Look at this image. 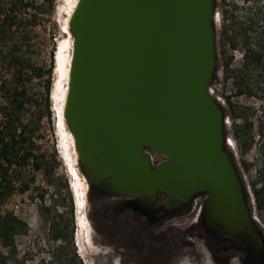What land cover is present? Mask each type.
<instances>
[{"label":"water","instance_id":"water-1","mask_svg":"<svg viewBox=\"0 0 264 264\" xmlns=\"http://www.w3.org/2000/svg\"><path fill=\"white\" fill-rule=\"evenodd\" d=\"M217 0H80L65 109L78 168L109 195L183 206L206 195L207 221L259 242L244 177L226 150L211 93ZM147 151L166 161L154 166Z\"/></svg>","mask_w":264,"mask_h":264},{"label":"rangeland","instance_id":"rangeland-1","mask_svg":"<svg viewBox=\"0 0 264 264\" xmlns=\"http://www.w3.org/2000/svg\"><path fill=\"white\" fill-rule=\"evenodd\" d=\"M14 1L16 0H0V14H3L7 5ZM25 1L32 3L26 16L31 17L34 26L29 31L30 50L27 53L23 50L22 54L32 58L33 62L43 69V78H36L31 86L32 93L38 98L39 104L33 109L28 119L40 118V128L37 132L40 150L48 158L54 157L56 168L52 173L54 184L47 182L41 173L36 174V183L29 193L22 194L17 190L0 207L1 215L13 213L24 223L23 231L15 237L14 248H5L0 243V255L6 258V264H143L141 210L135 204L124 203L126 199L139 201L138 197L109 195L100 183L91 186L88 179L81 173L88 183L87 219L93 234L90 254L85 252V258L82 259L77 253L75 238L78 241L79 229L77 230L78 226L76 227L74 198L69 185L67 168L58 154L56 117L52 111L53 107L60 103V99L55 95H60L64 88L61 82L65 79L60 77L56 66V56L65 45L66 35L63 32V23L72 0ZM217 1V15L222 11L230 10L234 5L231 0ZM236 2L240 15L246 17L252 8L257 11L259 18L263 19L264 0H237ZM222 26L223 20L219 15L218 67L211 89L226 115L230 112L228 98L237 113L241 107L248 109L245 115L250 117L248 120L252 123L249 134L250 148L244 154L241 153L239 143L233 137L235 129L232 120L227 116L229 118L226 126L227 138L233 145L231 144V148L226 145V150L233 157L235 165L244 177L250 206L256 219L255 224L262 230L264 236V212H259L255 208L250 189L251 182L257 181L258 173L263 165L261 147L264 146V131H261L260 125L264 123V119H260V116L264 111V84L255 87V94L237 93L233 85L232 73H236L240 79L245 77V59L244 51H242L244 48L239 45L233 51L228 46H223L220 38ZM231 57L233 59L228 69L226 65ZM53 64L54 85L49 99L50 107H48L45 85ZM64 82L67 84V81ZM245 88L246 84L241 89ZM237 124L243 125L244 119H239ZM158 158L166 161L165 157L158 156ZM243 162L250 165V172L244 171ZM39 195H43L44 199H41ZM161 200L164 203L163 196ZM205 202L206 195H198L189 203L175 207L176 209L172 208L173 213L162 221L158 232L161 249L159 264H221L219 261L227 262V264H256L253 253L243 250L232 242L227 241L218 245L208 241L206 233L200 226ZM161 212L164 214V211ZM171 251L175 253L173 257H170Z\"/></svg>","mask_w":264,"mask_h":264},{"label":"trees","instance_id":"trees-1","mask_svg":"<svg viewBox=\"0 0 264 264\" xmlns=\"http://www.w3.org/2000/svg\"><path fill=\"white\" fill-rule=\"evenodd\" d=\"M231 1L234 3L231 9L219 14L223 20L221 43L233 51L239 45L243 46L245 79H240L236 73H232V81L238 94L252 95L256 92V86L264 84V17L260 19L257 11L252 8L246 17L242 16L239 14L237 0ZM30 7L32 3L16 0L7 5L4 13L0 14V207L17 190L22 194L29 193L36 183V174L41 173L47 182L54 184L52 173L55 171L56 162L54 157L48 158L40 150L37 140L40 118L28 119L39 104L31 86L36 78H43V69L34 63L32 58L22 54L23 50L24 53L29 52L31 46L29 31L34 23L31 17L26 16ZM232 59V57L229 59L226 68L229 69ZM53 70L54 64L48 73L50 76L45 85L48 107L54 85ZM245 84L246 88L241 89ZM228 104L230 112L227 116L232 120L235 129L233 137L239 143L241 153L244 154L251 146L249 134L252 123H249L250 117L245 115L248 109L241 107L237 113L230 98ZM239 119H244L243 125L237 124ZM260 119H264V111ZM260 129L264 131V123H261ZM261 148L263 165L257 181L251 182L250 189L255 208L259 212H264V146ZM243 169L250 172V165L243 162ZM39 196L44 199L43 195ZM205 215L203 211L200 226L210 243L213 241L212 243L219 245L228 241L241 248L245 247V250H251L256 257V264H264V236L256 224L255 230L259 242L242 235L233 239L222 228L211 225ZM23 226V221L13 213L0 214L1 245L5 248H14L15 237L21 234ZM0 262L6 264V258L0 255ZM219 262L227 264V262Z\"/></svg>","mask_w":264,"mask_h":264},{"label":"bare ground","instance_id":"bare-ground-1","mask_svg":"<svg viewBox=\"0 0 264 264\" xmlns=\"http://www.w3.org/2000/svg\"><path fill=\"white\" fill-rule=\"evenodd\" d=\"M71 1V0H69ZM68 1V2H69ZM79 1L80 0H72V2L69 4L67 8V16L64 19L63 23V28L65 30V35L66 38L64 40L65 45L62 46V50L60 54H58V67H59V72L61 73V77L63 79L67 78L68 84H65L61 82V86L64 84V88L61 92L60 95H55L56 98L60 99V103L56 105V130L58 129L60 131V134L63 139V148L68 150L66 151V155L72 158V163H69V167L71 171H75L78 179V184L81 186L82 189L77 190V195H78V214L79 216L77 217V226H78V246L81 249L82 256L85 258V252L87 254H90V249L92 247V227L87 219V203H86V198H87V190H88V183L86 181L85 177H82L78 164L74 165V161H78V151L76 150V139L74 135L69 131L67 125H66V120H65V109H66V104H67V99H68V93H69V85H70V73H71V67H72V61H73V55H74V38L72 33L70 32V21L76 11V9L79 6ZM219 21V15H217V22ZM64 44V43H63ZM64 50V52H63ZM63 83V84H62ZM56 88H55V93H56ZM211 93L214 95L213 91L211 90ZM215 96V95H214ZM59 101V100H58ZM219 101V100H218ZM65 103V105H64ZM228 121L225 122V125L227 126ZM68 141V142H65ZM232 141L227 139L226 145L231 148L233 145L231 143ZM232 144V145H231ZM81 193V195H80ZM91 229V230H90ZM93 232V231H92ZM77 239V238H76Z\"/></svg>","mask_w":264,"mask_h":264},{"label":"flooded vegetation","instance_id":"flooded-vegetation-1","mask_svg":"<svg viewBox=\"0 0 264 264\" xmlns=\"http://www.w3.org/2000/svg\"><path fill=\"white\" fill-rule=\"evenodd\" d=\"M161 196L144 197L141 195V197H138L139 201L134 202L135 199L131 201L126 199L124 201L126 204L137 205L141 210V259L143 260V264H159L161 257L159 228L162 221L173 213V209H176L162 203ZM161 211H164V214ZM242 249L245 250V247ZM248 251L252 253L251 250ZM174 254L171 251L170 257H173Z\"/></svg>","mask_w":264,"mask_h":264},{"label":"clouds","instance_id":"clouds-1","mask_svg":"<svg viewBox=\"0 0 264 264\" xmlns=\"http://www.w3.org/2000/svg\"><path fill=\"white\" fill-rule=\"evenodd\" d=\"M65 33V30L63 31ZM56 66H57V69L59 70V67H58V55L56 56ZM60 74V77H61V73L59 72ZM66 81H67V84H68V80L67 78H65ZM55 110V107H53L52 111L54 113V116H56V112L54 111ZM56 137H57V142H58V154L60 155V157L62 158L63 160V163L64 165L66 166L67 168V171H68V176L70 178V182H69V185H70V189L73 193V198H74V205H75V217H76V227H77V214H78V195H77V190L78 189H82L81 186L78 184V181L80 179H78L75 171H71L70 170V167H69V163H72V158L69 157L66 155V151L65 150H68V148L64 149L63 148V139H62V136L60 134V131L57 129L56 130ZM228 141H229V138H228ZM65 142H68L65 140ZM78 164L77 161H74V165ZM81 195V193H80ZM78 230V228H77ZM77 235V234H76ZM75 243H76V247L78 248V255L83 259V256H82V252H81V249L79 248L78 246V243L76 241V238H75Z\"/></svg>","mask_w":264,"mask_h":264},{"label":"built area","instance_id":"built-area-1","mask_svg":"<svg viewBox=\"0 0 264 264\" xmlns=\"http://www.w3.org/2000/svg\"><path fill=\"white\" fill-rule=\"evenodd\" d=\"M210 90H212L210 88ZM226 121L229 122V118L226 119ZM147 154L149 155L150 159H151V163L154 165V166H157V165H160L162 163H164L165 161H161L159 160L158 156H162L164 157L163 155H160L158 153H155V152H152V151H147Z\"/></svg>","mask_w":264,"mask_h":264}]
</instances>
